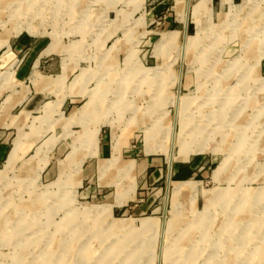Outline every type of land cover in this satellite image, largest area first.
<instances>
[{
    "label": "rangeland",
    "instance_id": "374dc122",
    "mask_svg": "<svg viewBox=\"0 0 264 264\" xmlns=\"http://www.w3.org/2000/svg\"><path fill=\"white\" fill-rule=\"evenodd\" d=\"M226 3L0 0V264H264V0Z\"/></svg>",
    "mask_w": 264,
    "mask_h": 264
},
{
    "label": "crops",
    "instance_id": "0c3cea01",
    "mask_svg": "<svg viewBox=\"0 0 264 264\" xmlns=\"http://www.w3.org/2000/svg\"><path fill=\"white\" fill-rule=\"evenodd\" d=\"M227 1H229V4H228L229 6H232L233 5V0H218L219 7L226 5L227 4L226 3ZM183 29H184V33H186V31H187V22H186V25H184ZM8 62L9 61H7V59H5L4 57H0V65L1 64L2 65L3 64H7ZM44 80H45V78L44 77H41L39 82H42ZM36 94H42V92H40V90H38V91H36ZM61 105H62V101H57V103H56V106H57L56 109H59L61 107ZM12 108H14V106L9 107V108L6 107V109H5V115L7 114V111L6 110H12ZM5 115L2 116L1 122H4L5 121V119H6L5 118L6 117ZM96 150H97V153H105L106 152V149H104L102 147L100 141L96 142ZM3 152H4V148H3L2 144H0V160L2 159V157L4 155ZM161 171H162V169H155V171L153 173L154 174H158Z\"/></svg>",
    "mask_w": 264,
    "mask_h": 264
},
{
    "label": "bare ground",
    "instance_id": "6f19581e",
    "mask_svg": "<svg viewBox=\"0 0 264 264\" xmlns=\"http://www.w3.org/2000/svg\"><path fill=\"white\" fill-rule=\"evenodd\" d=\"M17 148V147H16ZM114 149V148H113ZM113 153V152H112ZM16 154V153H15ZM15 154L13 153L12 154V156H11V158L12 157H14L15 156ZM113 155V154H112ZM102 209H104V208H102ZM98 211V210H97ZM91 213V212H90ZM96 214V213H95ZM119 225L121 226L122 224H124V222H122V221H119ZM141 226H143V227H147V226H149V225H151V223H150V221H147V220H141ZM128 228H131V226H128Z\"/></svg>",
    "mask_w": 264,
    "mask_h": 264
}]
</instances>
